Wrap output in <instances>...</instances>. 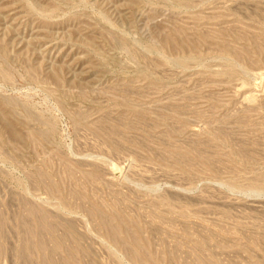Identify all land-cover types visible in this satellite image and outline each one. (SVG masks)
<instances>
[{
  "label": "rangeland",
  "instance_id": "rangeland-1",
  "mask_svg": "<svg viewBox=\"0 0 264 264\" xmlns=\"http://www.w3.org/2000/svg\"><path fill=\"white\" fill-rule=\"evenodd\" d=\"M259 47L264 0H0V264H264Z\"/></svg>",
  "mask_w": 264,
  "mask_h": 264
},
{
  "label": "bare ground",
  "instance_id": "bare-ground-1",
  "mask_svg": "<svg viewBox=\"0 0 264 264\" xmlns=\"http://www.w3.org/2000/svg\"><path fill=\"white\" fill-rule=\"evenodd\" d=\"M261 51L264 52V48L263 47H259ZM117 230L115 228H112L110 231H109V236L114 239L117 235Z\"/></svg>",
  "mask_w": 264,
  "mask_h": 264
}]
</instances>
